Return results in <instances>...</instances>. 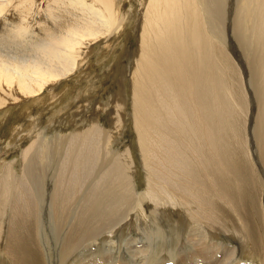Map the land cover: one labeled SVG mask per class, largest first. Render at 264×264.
Segmentation results:
<instances>
[{"label": "bare ground", "instance_id": "obj_1", "mask_svg": "<svg viewBox=\"0 0 264 264\" xmlns=\"http://www.w3.org/2000/svg\"><path fill=\"white\" fill-rule=\"evenodd\" d=\"M138 1L139 49L128 51L135 64L125 73L132 110L121 98L110 106L78 101L86 125L52 139L33 117L34 141L17 160L22 173L12 161L0 167V264H96L103 251L113 263L152 264L164 253L214 263L203 245L230 250L217 253L219 264H233V250L246 257L239 264H264V0ZM129 7L0 0V116L67 96L76 76L90 78L95 54L109 66L122 60L116 40ZM232 12L230 38L222 24ZM103 112L110 127L98 119ZM129 120L137 142L119 151L113 141ZM84 243L92 249L80 262Z\"/></svg>", "mask_w": 264, "mask_h": 264}, {"label": "rangeland", "instance_id": "obj_2", "mask_svg": "<svg viewBox=\"0 0 264 264\" xmlns=\"http://www.w3.org/2000/svg\"><path fill=\"white\" fill-rule=\"evenodd\" d=\"M125 1L127 3H130L129 26L126 30L123 31V33L120 36V39L116 40V43L119 45V47L125 48V52L123 54L124 58L120 61H117L118 63L116 62L115 64L109 66L108 61L102 62L98 60V56L97 54H95V56L91 57L92 65H91V70L89 71L90 78L88 79L86 77L83 78L80 75L76 76L75 79L70 81L69 93L67 94V96H62L56 99L57 101L54 103H50L49 96H48L47 98L43 99V101L40 102L39 104L35 103L34 105H32L30 107V111L28 110V112H24L16 108L12 112H9L8 115L4 117L0 116V167L4 162L10 163L12 161L13 163H15V166L18 172L20 174L22 173L20 165L17 164V160H21L23 148L25 149L28 145H30L34 141V138L30 139L31 138L30 135L33 134L35 129H32L30 125L32 123L33 117L35 116L38 117L40 120V127H41V130L43 131L44 136L52 139L53 137L56 136V134L58 136L66 135L71 132H74L76 128L81 126L82 124L86 125V122H84V118L76 114L77 112L76 107L79 106L80 104L85 105L87 103L88 104L92 103V104L97 105V103H100V104H104L105 106H110L112 105V103H115L116 100L121 98L127 104H129L128 111L132 110L131 97H132L133 90H132L130 75L125 74V73L130 72L131 68H133L135 64L134 62H130L129 57L127 56L128 51H131L132 53L136 54V52L139 49V36L138 35L140 33V28H141V6L138 0H133L132 3H131V0H125ZM240 1L230 0V3L235 5V7H238L240 4ZM233 15H234L233 12L231 13V16L228 15L227 21L225 22V24H222L225 27L226 33L230 35V38L232 36L230 24L232 22ZM249 23H252V22H249ZM224 33L225 32H222V34ZM232 44L237 47L236 42H233ZM236 47H235V50L237 49ZM100 54L101 53H99V56ZM235 55L239 63L241 60V65L242 63H244V65L247 66L248 64L247 57H244L242 55H237L236 52H235ZM127 57L128 59H126ZM115 69H116L117 77L114 78L112 74H114ZM124 75H125V79H123ZM112 77L115 80L111 79ZM100 79L102 80L99 81ZM88 80H91V82H88ZM122 82H124L123 87L120 84ZM121 89H123L122 96L120 95ZM78 101L79 102L81 101V102L79 103ZM77 102L79 105L78 104L76 105ZM94 111H95L94 108H92L90 110V113H93ZM109 115L110 114H106L105 112L98 113V119L101 122L102 126H106V127L111 126ZM249 121H250V118H249ZM17 125H19L17 130L19 129L22 130L21 133H17V130L14 131L15 130L14 127ZM136 137L137 135L134 131L133 120H129L124 129L123 135L119 137L118 139H116L115 141H113L115 142L114 147L116 149L119 148V151H123L129 145L134 146L135 142H137ZM251 148H252L251 151L250 150L249 151H250V154L252 155V160L253 162L254 161L257 162L256 152H255V149L253 148V145H251ZM135 150L136 148L134 149V151ZM135 159L137 163L138 159L136 157ZM136 179L139 185L140 184L143 185L145 183V172H144L143 165H141V163H139L138 168H137ZM206 238L204 236L203 239H206ZM222 239L221 238L216 239V237H211L210 241L215 242V241H220ZM210 241H207V242H210ZM223 241L226 243L228 242L227 240H223ZM47 242L48 241H46L45 244ZM90 245L91 243L90 244L84 243L79 248V250L76 251L77 252L76 256L78 257L80 256L79 257L80 259L78 258L80 262L83 261L82 259L84 255H89V253L91 252L92 245L91 246ZM99 248L101 251L102 248H106V247H103V245H100ZM158 249L159 251H162L164 248L163 246H161ZM223 251L224 252L213 251L211 248H208L205 245L202 246L203 254H207L203 256L207 258L211 257V259L215 261L214 263H211V264L220 263V262L217 263L218 261V259H216L217 253L220 252L219 253L220 255L218 256L219 259L223 258V254L225 255L226 253L228 254V252L230 253V250L228 248L224 249ZM164 254L165 255H162V254L155 255L156 258H154V262H152V264H158L160 262H161L160 264H167V263L185 264V261H184L185 253L177 257L179 260L175 258L174 261L173 260L170 261V259L166 257L167 254L166 253ZM110 255H111V252L109 251H103V254L98 255V256L95 255L96 256L95 258L99 257L100 259L98 261H95L96 264H99V263L124 264L125 261H121L120 259H118L115 263H113V261L110 260L111 259ZM232 257H233V264H239L241 262L246 263L245 261L246 257H243V255L240 252H235L233 250ZM75 259L73 257L72 262H74ZM88 259H94V258H91V255H90ZM181 259L182 260L184 259V260L182 261ZM48 260L49 259H47L46 261L48 262ZM62 260H63L62 262L60 260L57 261L58 262L57 264H62V263L69 264V260L67 261V263H64L65 259H62ZM108 260L110 261V263Z\"/></svg>", "mask_w": 264, "mask_h": 264}]
</instances>
